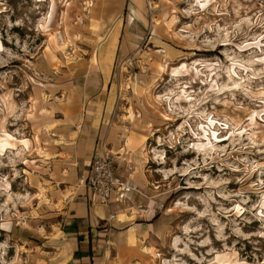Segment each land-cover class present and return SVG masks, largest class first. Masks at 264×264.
<instances>
[{"label": "rangeland", "instance_id": "rangeland-1", "mask_svg": "<svg viewBox=\"0 0 264 264\" xmlns=\"http://www.w3.org/2000/svg\"><path fill=\"white\" fill-rule=\"evenodd\" d=\"M85 1L0 0V264L67 259L55 157L84 126L152 215L134 264H264V0Z\"/></svg>", "mask_w": 264, "mask_h": 264}, {"label": "crops", "instance_id": "crops-1", "mask_svg": "<svg viewBox=\"0 0 264 264\" xmlns=\"http://www.w3.org/2000/svg\"><path fill=\"white\" fill-rule=\"evenodd\" d=\"M80 132L81 134L75 133L73 137L69 136L66 140L67 144L59 145L55 157L59 167L65 171L63 175L56 174L60 180L58 200L63 206L67 226L61 234L66 236L71 244V249L67 253L68 257L62 264H114L108 258L111 249L102 248L100 242L115 233L113 228L120 229L126 238L128 232L132 231L137 239L138 235L150 232L154 228L150 223L152 215L123 217L119 203H113L110 207L90 205L91 195L85 187V180L96 140L95 137L82 135V132L86 135L85 126L83 129L80 128ZM113 212L116 216L109 220L110 228L108 229L104 220ZM124 256L129 264H134L135 261L138 262L148 255L141 254L140 247L128 241ZM126 259L116 264H126Z\"/></svg>", "mask_w": 264, "mask_h": 264}, {"label": "built area", "instance_id": "built-area-1", "mask_svg": "<svg viewBox=\"0 0 264 264\" xmlns=\"http://www.w3.org/2000/svg\"><path fill=\"white\" fill-rule=\"evenodd\" d=\"M113 163L109 156L95 154L90 161L85 180L91 201L106 207H110L113 203H122L128 191L125 182L115 174ZM115 216L114 213L109 215L110 218Z\"/></svg>", "mask_w": 264, "mask_h": 264}, {"label": "bare ground", "instance_id": "bare-ground-1", "mask_svg": "<svg viewBox=\"0 0 264 264\" xmlns=\"http://www.w3.org/2000/svg\"><path fill=\"white\" fill-rule=\"evenodd\" d=\"M135 1H136V3L138 5H141V0H135ZM85 4L87 5V7H91L93 5V3L91 2V0L85 1ZM114 39L115 38H114V35H113L111 37V39H110V41H111L110 44L114 43V41H115ZM109 52H110V54L112 53V51H109ZM5 144H6V142L4 140H0V150L3 149V147L5 146ZM125 144L127 146L131 145V138H129L128 136L125 139ZM114 218L108 217L109 220H112ZM127 238H128L129 243H132V244L135 243V245L137 247H140L141 254L148 255L150 258H159V261L161 262V255L158 253V251L155 248H153V247H144V246H142L141 245V242L140 243H137L136 240H135L136 238L134 237V234H133L132 231L128 232Z\"/></svg>", "mask_w": 264, "mask_h": 264}]
</instances>
